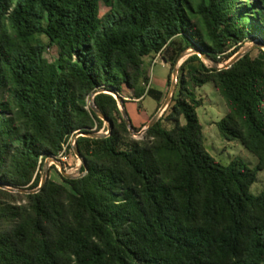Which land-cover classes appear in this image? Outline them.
<instances>
[{"label": "trees", "instance_id": "trees-1", "mask_svg": "<svg viewBox=\"0 0 264 264\" xmlns=\"http://www.w3.org/2000/svg\"><path fill=\"white\" fill-rule=\"evenodd\" d=\"M99 2L0 0V186L38 188L45 159L102 128L88 99L111 92L94 97L109 135L76 140L83 176L0 188V264H264V190L250 192L264 170V52L221 70L188 57L171 129L159 119L141 140L112 95L160 101L144 70L156 55L171 72L187 49L219 63L247 39L264 46V0H109L103 16ZM207 83L227 110L218 132L255 169L206 151L194 89Z\"/></svg>", "mask_w": 264, "mask_h": 264}, {"label": "rangeland", "instance_id": "rangeland-1", "mask_svg": "<svg viewBox=\"0 0 264 264\" xmlns=\"http://www.w3.org/2000/svg\"><path fill=\"white\" fill-rule=\"evenodd\" d=\"M108 11H109V0H100L99 16H103ZM259 49L262 50L261 52H264V47L261 46L260 41L247 39L244 43L241 44L238 51L233 56H231L229 59L222 58L219 62V65L222 66L228 63V61H230L237 53L242 52L244 50H247V53H250L252 57H257V56L261 57V53ZM230 51L231 49L227 53H230ZM183 53L185 54V57L176 66L177 67L176 87L173 97L168 102V106L165 108V110L159 115L160 116L159 119L163 120V125L168 129H171V125L166 123V117L169 114V109H170V105L172 104V100L177 93V81H178L177 78L179 73V67L188 57L192 55L190 49L185 50ZM55 57H56L55 48H50L49 50L45 51V58L47 61H52ZM176 62L178 63V58ZM202 62L206 67L211 68V64L209 62L207 61H202ZM163 63L165 62L161 59L159 55H156L151 60L146 59L144 61L145 75L148 79L151 78V80L155 82V80L165 79L166 77V83L161 93V100L156 101L149 96H144L140 104L137 102H130L126 104V112L128 118L130 122L133 124V126L137 128L138 132H140L146 126V124L150 122L152 117L160 109L162 101L164 102V99L169 94L170 83L172 81V75H171L172 71L170 72V65H168L169 66V70H168L166 67L162 65ZM168 79L170 83H168L169 82ZM194 93L196 99L200 101V106L196 109V114L199 123L202 126L203 144L206 151L217 162H219L223 166L229 165L232 161H238L244 164L245 166H247L249 169H255L256 167L255 157L251 155L249 152H247L238 142L227 141L218 132L216 128V123H218L225 116L227 110L224 105V102L218 96L212 84L207 83L203 85L201 88H195ZM180 123L183 124L184 121L180 120ZM98 133H101L103 135H107V134L109 135L108 124L104 122L102 128L98 131ZM73 136L71 137V140ZM131 137L134 140H141L143 138V137L139 138L133 135H131ZM53 159L61 163L65 173L73 176L82 175V173H80L81 163L79 159L73 154V152L71 153L67 152L61 156L59 154L56 158ZM44 163L41 171L39 172L40 182L43 175ZM52 166L54 168H51ZM47 179H50L51 181H54L56 183L63 184L59 172V167L55 165H51L49 168ZM263 190H264V170L256 173V180L253 183V185L250 187V192L253 195H259Z\"/></svg>", "mask_w": 264, "mask_h": 264}, {"label": "water", "instance_id": "water-1", "mask_svg": "<svg viewBox=\"0 0 264 264\" xmlns=\"http://www.w3.org/2000/svg\"><path fill=\"white\" fill-rule=\"evenodd\" d=\"M262 47H264L261 44ZM190 52L192 55L196 54L202 61H207L211 64V68L216 69V70H221V69H228L230 68L235 62H237L240 58H242L246 53L247 50H244L242 52L237 53L230 61H228V63L219 66L218 62H215L213 60H211L210 58H208L207 56H205L204 54H202L198 48H191ZM185 57L184 53H181L180 56L178 57V63L176 62L175 67L172 70V81L170 83V90H169V94L167 95V97L165 98L164 102L162 103V105L160 106V109L158 110V112L152 117V119L150 120L149 123L146 124V126L140 131L137 132L133 129L129 118L127 116V113L125 111L124 108V104H123V98L116 96L115 94H112L117 102L118 105V109L121 113L122 119L130 133V135L142 138L144 136V134L146 133L147 130H149L159 119V115L160 113H162L165 108L168 106V102L170 101V99L173 97L174 91H175V87H176V75H177V64H179V62H181L183 60V58ZM101 93H111L108 91H104V90H97L95 91L88 99V105L89 108L98 116V118L100 120H102L103 122L108 124L109 127V132L111 129V124L107 121V119L105 118V116L97 109V107L94 104V97L98 94ZM107 135H103L101 133L95 132L93 130L91 131H87L85 133H76L73 138V154L79 159L81 166L83 165V160L80 156V154L78 153L77 149H76V140L79 137H86V138H91V139H99V138H104L107 137ZM51 165H55L57 167H59V172L60 175L64 178V179H75L77 177L83 176L84 174L80 175V176H73L70 174L65 173V171L63 170V167L61 165V163L57 162L55 159L53 158H48L46 159L45 163H44V170H43V175L41 178V182L38 186V188L34 189V190H24V189H19V190H15V189H11V188H5L3 186H0V188L6 189L11 193H18V194H36L37 192H39L40 188L43 186V184L45 183V181L47 180V176H48V172H49V168Z\"/></svg>", "mask_w": 264, "mask_h": 264}, {"label": "crops", "instance_id": "crops-1", "mask_svg": "<svg viewBox=\"0 0 264 264\" xmlns=\"http://www.w3.org/2000/svg\"><path fill=\"white\" fill-rule=\"evenodd\" d=\"M164 67H166L168 70H169V64H166V63H163L162 64ZM155 83V84H154ZM165 83H166V77H165V79H161V80H155V82L154 81H152L151 80V78H149V87L151 88V89H153L154 88V90H156V91H158V92H160V93H162V91H163V87H164V85H165ZM155 85V86H154ZM124 100L125 101H127V103H130V102H137V103H141V101L139 102V100H132V99H130V98H124ZM165 100V99H164ZM126 103V104H127ZM162 103H163V101H162ZM126 104L124 105V108H125V111H126ZM162 105V104H161ZM127 113V112H126ZM128 116V115H127ZM130 121V120H129ZM131 123V122H130ZM145 124V123H144ZM144 124H142V125H144ZM131 125H132V127H134L133 126V124L131 123ZM142 125H140V126H142ZM135 128V127H134ZM135 129H137V128H135Z\"/></svg>", "mask_w": 264, "mask_h": 264}, {"label": "built area", "instance_id": "built-area-1", "mask_svg": "<svg viewBox=\"0 0 264 264\" xmlns=\"http://www.w3.org/2000/svg\"><path fill=\"white\" fill-rule=\"evenodd\" d=\"M69 146L70 147V153L73 152L72 151V148H73V141L71 140V138L69 139L68 143L63 147V151L60 153V156L63 155L66 151V146Z\"/></svg>", "mask_w": 264, "mask_h": 264}, {"label": "bare ground", "instance_id": "bare-ground-1", "mask_svg": "<svg viewBox=\"0 0 264 264\" xmlns=\"http://www.w3.org/2000/svg\"><path fill=\"white\" fill-rule=\"evenodd\" d=\"M220 66V65H219Z\"/></svg>", "mask_w": 264, "mask_h": 264}]
</instances>
